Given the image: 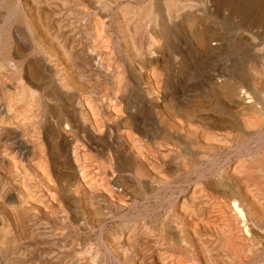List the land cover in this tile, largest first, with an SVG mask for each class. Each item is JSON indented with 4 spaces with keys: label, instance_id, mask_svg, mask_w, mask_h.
<instances>
[{
    "label": "rangeland",
    "instance_id": "1",
    "mask_svg": "<svg viewBox=\"0 0 264 264\" xmlns=\"http://www.w3.org/2000/svg\"><path fill=\"white\" fill-rule=\"evenodd\" d=\"M13 1L15 2V0ZM124 1H126L127 3L129 2L130 6V9H127L126 14H124V18H126L125 20L128 22L132 20L133 16L134 21L138 23L139 20L132 9L137 8L140 5L147 6V4L149 5L150 0ZM152 1L153 0H151L150 2ZM226 1L227 0H191L189 2L192 5L200 4V7H203L201 10L206 12L203 17H200V24L204 29H206L210 33H213V31H215L214 33L216 34H222V32L227 33V36L230 38L231 36L236 35L234 33H236L239 29L238 22L240 23L242 19L240 10H242L243 6L245 7L247 5L251 8L254 6L253 8H255L256 11H260L261 9L264 11V0ZM227 3L228 8L224 6V4ZM66 10L65 14L67 16L68 14H70V7ZM110 11L111 16H113V20L111 21L110 25L108 24L106 26L105 33L108 35H103L102 41L103 44H105L104 46L108 49L109 53L116 59L117 64V59L120 60L121 57L126 58V60L134 58L135 62H141L136 63L140 68V70H138V75H142L139 71H144V69V73L148 74L147 72L149 71L150 75H152V72L154 71L155 73L158 71L160 73V70H162L163 77H165L164 79H167L166 86L165 84H163V87L161 86L162 88L155 89L154 87H152L153 81L151 82V86H149L147 83L149 81L145 76H142L140 84L137 85L135 80H130V83L125 82L127 79L126 76H122L121 79L118 80L112 79V75L107 76L106 74L96 72L97 74H93L89 82L92 86L91 95L96 96L94 99V107L96 108L95 121L90 129L81 131L79 133H71V138H74L72 141H70L71 143L62 138L60 136V133L57 132V129L53 127V125H55L57 122L60 123L65 121L66 115L65 112L62 111H66V108L63 107V105L56 106L55 108H51L48 111L42 110L44 113L40 112L39 114L38 112H35V115L38 114L40 118L37 120L38 117L36 116L37 118L33 119L32 123L28 122L33 126H36L40 123L42 129L47 128L48 132H44L42 129V132L41 130H38L36 132L29 129L27 133H22L23 135H20L21 133L0 134L2 153L4 154L0 163V166L2 167H0V234H2V237L0 236V264H141V262L142 264H178V262L179 264H204V261H207L206 264H264V250L260 253H253V249L257 248V242L254 241V237H252L253 228L260 230L258 225H255L253 222H249L248 220L242 219L239 215H237L236 211L233 210V205H231L232 203L230 197H222L224 195L219 196L218 194L209 193L208 188L204 183L207 179L202 178L204 176L212 177L213 174H217V170L221 168L228 169L229 167H232L238 160H244V157H241L240 159V157L237 155L238 150L236 148L239 149V145H237L239 144V139H237L236 136L238 135V133H234L235 141H232L229 144L231 148L230 151H227L228 153L223 152L224 154H220V159L219 161H217L218 163H216V166L209 167L211 164H203L204 167L202 166V170L199 169L197 174L192 173L188 177L185 174V169L187 168L186 163L188 161V157L185 154H183L184 157H179L180 159L174 157L172 158V156L170 155V159H168V161L170 160V162H167L166 166L162 165L159 162L156 154V158L155 155L153 157L150 155L152 152L156 153L158 148H160L161 146L157 145L156 147V145L152 144L153 141H155L154 138L157 139L156 141H158L159 138V133L157 131L159 121L163 122L164 120L168 119L167 115L162 109H155L154 104L155 102H162L165 97H167L174 103H180L182 106L187 105L186 107L192 108L197 112L202 111L204 113H210V111H216V115L220 113L223 115L235 116L233 111H227L223 108L219 101L218 94L215 91L213 93V89H211V87H209L210 85L207 84L210 75H212L214 71L219 68L220 62H217V60L212 56L205 57L204 55L199 54L197 47L195 46V36L200 31L196 28L190 31L189 28L185 26L181 29L176 39L173 38L170 42H166L165 45L167 46H164L166 48L164 55L159 56L154 50L155 46L158 44V39H154V41H157L152 43L153 46H151L152 48L154 47L153 49L150 48L149 50H147L148 48H145L147 54L150 53V55L148 56L151 59H158L160 62L159 66L154 63V67H145L142 64L143 57L140 55L137 56V49H141V45H143L141 41V39L143 38V32H138L137 30H135L134 23V26L129 25L128 27L130 28V33L123 37L119 33V30H117V20L115 18L117 8H111ZM231 11L234 12V15H230ZM86 19L87 18L85 17L84 13L80 11L77 17L78 21H76L73 27L75 28L78 36H80L81 33V38L83 37L82 39H80L81 41H84L85 35L87 34L84 26L89 27L90 24L93 25L94 23L93 17H89V22H87ZM64 20L66 21V23L65 21L64 23L66 24V26H68L69 21L66 20V17ZM79 20L86 21H83L84 23H82V21L80 22ZM0 23H3V20H1V18ZM94 28L95 27L92 28L93 31L95 30ZM94 33L97 35L96 32ZM127 38H129L130 40ZM252 39L253 41L245 40L247 42L246 45L238 47V50L236 49V51L232 52V55L230 53L228 59L231 63L230 67L228 68V74L230 73V75H232V73H235L237 71H244L247 73L250 67L253 70L251 74H253V76L257 75L255 77L257 86L259 87L260 85L262 87V85L264 86V81H261L264 80V40L259 37L258 34L253 35ZM131 40L133 42L129 44ZM81 41H79V43L82 44V46L85 45V43ZM139 43L140 45L136 46V44ZM215 43L216 42H214L213 44L214 46ZM133 45H135L137 49L133 48ZM126 46H128L129 49H126ZM257 47L259 49H263L261 51L262 53L257 51ZM174 58H177V67H174ZM135 59H137V61ZM252 61L255 63H253ZM129 62L130 61H128V63ZM139 64H142V66ZM130 66H128V68ZM162 67H165L166 69H163ZM168 70L173 73H170V78H168ZM248 75H250V73H248ZM258 77H261V79H259ZM256 78H258L262 84L259 83L258 85L257 82L259 81H257ZM47 80L49 82V85H47V91H54L53 88H55V85L51 82L55 79L51 80L48 78ZM95 80H97L98 82ZM127 83L129 84L128 93L124 97H122V91L124 90V88H126ZM234 84L236 86L239 85L238 87L243 86V89L246 88L244 90H247L248 86L250 88L251 86L253 87L251 83L250 85L242 84L238 80L235 81ZM118 85H121L122 87L119 88ZM48 87L50 88L48 89ZM261 89L263 95L264 87H262ZM151 90L155 91L156 94H154ZM16 91L17 92L13 90L11 92L10 96L12 99L16 97L15 95L19 94V89H16ZM118 95L120 96V98L117 97ZM1 96L2 95H0V97ZM79 96L80 99L78 101L82 103V107L85 109V106H83L85 104V100L83 99L85 98L86 94H83V92L81 91L79 93ZM33 107V111L31 110L32 107H29V110L31 111V114L33 113V117H35L34 110L36 109V107ZM67 111V115L71 119V117H73V111L71 108L67 109ZM31 114H28V121L30 118L31 120L33 118L32 116L30 117ZM211 115L213 114H208V116ZM17 117L18 119H20L19 115H17ZM22 117L21 120L24 118ZM181 119L182 118L177 119L179 123L184 121L183 119V121ZM146 120L148 122V124H146L148 125V128L146 127V125H144ZM163 123L162 124L166 126L165 121ZM199 126V124H193L192 128L198 129ZM145 127L147 128V133H152V142L148 141L143 134L146 129ZM167 127H169L168 121ZM25 138L29 141H26ZM71 138L69 139L71 140ZM251 138L253 140H251ZM23 141L27 142V149L25 151H27L28 153V158L33 159L32 162H37V164L35 165V167H37L35 169L33 165L29 166L30 170L27 173V175L29 176L28 182L31 183V188L34 189H31L32 191H30L31 200H29L30 198L25 199L27 203H31V205L28 204V207H30V211L28 214L25 212L20 214L21 217L23 216V219L21 220V223H19L16 218H13L11 216L12 210L15 208L14 211H17L20 205V196H17V187L12 182L17 178H15V176L13 177L10 174L9 167H7L8 165L6 163V160H4V156L5 154H7L6 157L8 156L11 158L12 156L13 159L15 158L14 161L15 163L17 162L16 171L20 169L18 173L21 172L20 176L24 175L21 168L19 167L20 163L24 164L19 151L20 145L22 146L21 143ZM28 142L30 145L28 144ZM233 142L235 143L233 144ZM250 144L251 145H249V147L256 154L259 147V136L256 133L250 136ZM9 145L14 147L11 148V146ZM169 146L170 145H163L164 149L174 153L173 149L171 150V147ZM9 148H11V152ZM7 149L8 151H5ZM17 149L18 151L15 152V150ZM132 150L133 152H131ZM135 150L136 152H134ZM15 153L18 155L16 156ZM75 153L79 154L77 155ZM129 153L131 154V156ZM12 154L16 157H13ZM127 154L129 155L127 156ZM135 154L138 156L136 157ZM75 155L79 156L80 160L84 157V161L83 159L79 161L78 166L81 168L85 164L83 168H77V166L75 165ZM229 155H231V157H229L230 160L227 158V156ZM148 156H151L152 158H149ZM235 156L237 159L235 158ZM181 158L182 161L184 160L185 162H182ZM174 160L176 162H174ZM4 161L5 163H3ZM180 161L183 165L181 164V168L178 169L180 173L179 175L176 171L175 163ZM142 163L146 165L145 170H141V166L143 165ZM217 165H219V167ZM78 169L82 171V176L81 173H79ZM75 171H77L78 173ZM147 172H149L150 174ZM176 173L179 176L175 175ZM6 174L8 175V177ZM161 176L165 178L163 179V185H159L158 183L159 180H161L160 178H162ZM199 178H201V181H198ZM4 179L5 181H3ZM86 184L87 186H85ZM249 185L251 186H248L247 183L234 184L233 190L236 192H244L249 187V190H247V194L249 193L254 195L253 197L255 198V201L257 199L256 202L258 203H260V201L262 200L263 205L264 185ZM195 188L199 195L203 193L202 197L209 194L211 196H209L208 199L206 197H204L205 199L203 198L204 202L202 204H205L206 200L207 202L205 204L206 206H202V213L198 211L199 215H196L197 212H195L194 208L191 207L192 203L188 201V194H190L191 192L190 190H193ZM33 203H35V206H32ZM207 203H209L208 207ZM223 203L225 206L223 205ZM33 208L36 209L34 212H31V210H34ZM182 212L185 213V216L184 214H182ZM252 214L253 218L255 214L259 215V213L254 212ZM230 215L234 218L232 225L230 224L229 220ZM248 216L250 217L251 214H249ZM261 216L262 215L258 216L257 219H261ZM249 217H247L246 219L250 220ZM193 222H197L195 225H198L199 228H194ZM1 224H4L5 228H3V225ZM200 224H202L203 227H200ZM216 225H218V227ZM165 226L168 229L164 228ZM190 227L195 232H192V229ZM230 227L233 231L230 229ZM1 228H3V230H1ZM162 228L164 230H162ZM234 228L237 232L234 230ZM175 229L182 232L186 230L184 233H182L186 235H183V239L180 241L179 245H176V248L172 247L171 245L170 247L169 245L167 246L170 241L173 242V240L171 239L172 235L170 236L169 232L172 230L176 231ZM5 230L8 233H4L3 231ZM132 231L134 232V236H132ZM232 232L234 233L232 234ZM214 233L217 234L214 235ZM163 234H166L164 235V237L166 236L165 238H163ZM121 236H124L122 237L123 239H120ZM125 236H127L130 242L132 241L137 243L138 246L134 245L133 247L130 245L124 247L123 240L126 238ZM135 237H138V242L135 240ZM238 237L242 243H240L239 246L236 242V238ZM162 238L164 239V241ZM209 238H211L212 240H210ZM188 241H194L193 243L195 244V248H190V244L187 246L186 242ZM13 242H15V246H12ZM199 242L200 244L198 245ZM120 245H122L123 248ZM203 246H205V249ZM130 247H133L134 249H131ZM234 247L235 249L238 248V250L241 251L239 252L237 251V249L235 250ZM125 249L129 251L124 252ZM148 249H150V251ZM207 250L211 252L210 253L208 251V255ZM143 251L146 253V255ZM203 252L204 254H202ZM123 253L125 254L124 257ZM240 254L242 255L240 256ZM243 255L245 256L244 258ZM144 256H146L149 260ZM141 259H143V261H141ZM165 259L167 260L166 263H164Z\"/></svg>",
    "mask_w": 264,
    "mask_h": 264
},
{
    "label": "bare ground",
    "instance_id": "2",
    "mask_svg": "<svg viewBox=\"0 0 264 264\" xmlns=\"http://www.w3.org/2000/svg\"><path fill=\"white\" fill-rule=\"evenodd\" d=\"M150 1H149V5L147 4V6H141L140 5L139 7L132 9L134 14L137 16V18L139 20L138 23H136L134 21L133 16H132V20H130L128 22L125 20L126 18H124V14H126L127 9H130L129 8L130 6H129V2L127 3L124 0H121V1L120 0H15V2L13 0H0V18H1V20H3V23H0V95H2L0 97V134L1 133H7V134L8 133H12V134L13 133H21L20 135H23L22 133H27L29 129L37 132L38 130L42 129V126H40L41 124L39 123L38 124L39 126L38 125L33 126L32 124L31 125L29 124V123L33 122V119L38 117L37 118V120H38L40 118V116L37 113H36L37 115H35V112H38L40 114V112L48 111L51 108H55L56 106L63 105V107L66 108V111L69 108L72 109L73 117H71V119H70L67 115L68 111L66 112L65 110H63L62 112H65V115H66L65 121L60 122V123L57 122L55 125H53V127L55 129H57V132L60 133V136L62 138H64L69 143H71L70 141H72L74 139V138H71L72 137L71 133H79L81 131H85L87 129H90L92 127L94 121H95V116H96L95 109L96 108L94 107L95 106L94 99L96 96L91 95L92 86H91V83H89V82H90V78L96 72L106 74L107 76L112 75V79H118V80L121 79L122 76H126L127 79L125 78L126 79L125 82L130 83V80H135L137 85L140 84L142 76H145L146 79L149 81V82H147L149 86H151V82L153 81L152 87H154L155 89L162 88L163 84H165V86H166L167 79L166 80L164 79L165 77H163L162 70H160L161 71L160 73H159V71L156 73L154 71V72H152L153 74L150 75L149 71L147 72L148 74L144 73V71H145V69H144V71H142V70L139 71L142 75H140V74L138 75V70H140V68L137 66L136 63H141V62H135L134 58L133 59L127 58L128 60H126V58H123L120 56L121 57L120 60L117 59V61H118V64H117L116 59L109 53L108 49L104 46L105 44H103L102 39H103V35L106 34L105 33L106 32V26L108 24L110 25L111 21L113 20V16H111V11H110L111 8H114V7L117 8L116 17H115L117 20V28H118L117 30H119V33L123 37L125 35H128V33H130L129 32L130 28H128V27H129V25H133L134 23H135V26L134 25L133 26L135 27V30H137L138 32H143V38L141 39L143 45H141V49H137V47H135V45H133V48L137 49V56L140 55L143 57L142 58V64L145 67H151V66L154 67L153 66L154 63L159 66V63H160L158 59H156V60L151 59L148 56V55H150V53L147 54V52L145 51L146 47L148 48L147 50L152 48V46H153L152 43L157 41V40L154 41V39H158V44L155 46V49H154L156 51V54H158L159 56L164 55L165 49H166L164 46H167V45H165L166 42L167 43L170 42L173 38L176 39L179 32L181 31V29L183 27H185V26L188 27L190 31H192L196 28L200 31V32L197 31L198 33L195 36L196 37L195 46L197 47L199 54L204 55L205 57L212 56L217 60V62H220L219 68L217 70H215L212 75H210V78L207 81V84L210 85L209 87H211V89H213L212 90L213 93L215 91L218 94L219 101H220L221 105L223 106V108L227 111H233L234 115L236 117L230 116V115H223L220 113L218 115H216L217 114V113H215L216 111L215 112L210 111V113H212L213 115L208 116V114H210L208 112H207L208 114L206 112L204 113L202 111L197 112V111L193 110L192 108L186 107L187 105L186 106L183 105L184 106L183 107L180 103L179 104L174 103L173 101H170L167 97H165L162 102H155V104H154L155 109H157V110L162 109L168 118V119L164 120L166 123V126L163 125L164 121L163 122L159 121L158 130H157L159 133L158 141H156L157 139H155V138H154L155 141H153V139L151 138L152 133H147L148 132L147 131L148 125H146V124H148L147 120L144 123V125H146L147 128L145 127L146 129H145V131L143 130L144 131L143 134L148 141H150V142L153 141L152 144L156 145V147H157V145L158 146L161 145L160 148H158V150L156 149L157 150L156 153L152 152L150 155L153 157L156 154L159 162L162 165L166 166L167 165L166 163L170 162V160L168 161V159H170V155L172 156V158L174 157V158L180 159L179 157H181V156H183V154H185L188 157V161L186 163L187 168L186 169L182 168V169H185V174L188 177L192 173L197 174L198 170L202 168L203 164H209V165L211 164L209 167L216 166V163H218L217 161H219V159H220V154L223 152L230 151L231 148H230L229 144L232 141H235L234 133H238V135L236 136V138L239 139V141H238L239 144L236 143L237 145H239V149L236 148L238 150L237 155L240 157V159H241V157H244L243 158L244 160H242V159L238 160L237 162H235V164L232 167H229L228 169L221 168V169L217 170L216 171L217 174L216 175L213 174L212 177L204 176L202 178L207 179V180L205 179L206 181L204 183H205L206 187L208 188L209 193L218 194L219 196L224 195L222 197H230V200L232 203L231 205H233V210L236 211L237 215H239L242 219L248 220L249 222H253L255 225H258L260 230H257L256 228L254 229L252 227L253 228V236L252 237H254L253 240L257 242L256 243L257 248L253 249V253H255V254L257 252L260 253L264 250V221H263V219H264V204L262 205V200L260 201V203L256 202L257 199L255 201V198L253 197L254 195L249 194V193L247 194V190H249V187L244 192L242 190H241L242 192H236L233 190V185L234 184H240V183L241 184L247 183L248 186H251L249 184L264 185V134H263L264 133V98H263L264 94L262 95V89H261L264 86L262 85V87H261L259 85V83H261L259 80V79H261V77L260 78L258 77L259 79L256 78L257 81H259L257 83H258L259 87H261V88H259L257 86L256 81H255V77L257 75L253 76V74H251V72L253 70L250 67H249V70L247 71V73L244 71H237L235 73H232V75H230V73L228 74V68L230 67V63H231L228 58L230 56V53L232 55V52L236 51V49L238 47L246 45V43H247L246 41H248V40L253 41V39H252L253 35L258 34V36L264 40V11L262 9L260 11H256L255 8H253L254 6L252 8L250 6H247V5L245 7L243 6L242 10H240L241 11L240 14H241V17L243 20L241 19V22L240 23L238 22L239 29L237 30L236 33H234L236 35L231 36V38H232L231 39L230 37L227 36L228 35L227 33L222 32V34H216V33H214L215 31H213V33L212 32L210 33L201 26L200 17H203L206 12L201 10L203 7L201 8L200 4L192 5L189 2L191 0H155V1L153 0L152 2H150ZM193 1H196V0H193ZM93 3L96 4L97 6L94 5ZM224 6H226V8H228V3L224 4ZM69 7H70V14H68L69 13L68 12L67 13L68 17H67L65 14V10ZM223 9H225V8H223ZM80 11H82L84 13L85 17L87 18L86 19L87 22L90 21L89 17H93V19H94L93 25L90 24L89 27L84 26V29L87 32V34L85 35L84 41L80 40L83 38V37L81 38V33H80V36H78L77 32L75 31V28H73L76 21H78L77 17H78V13ZM231 14L234 15V12L231 11L230 15ZM65 17H66V20L69 21L68 26H66V24H65L66 23V21L64 20ZM86 20H81V21H82V23H84ZM64 21H65V23H64ZM112 24H113V22H112ZM114 26H116V25H114ZM93 27H95L94 31L92 29ZM70 28H71V30H70ZM94 32H96L97 35ZM83 34H85V33H83ZM106 35H108V34H106ZM173 36H176V37H173ZM127 39H129V38H127ZM79 41L84 42L85 45L82 46V44H80ZM126 41H124V42H126ZM132 42L133 41L131 40V42L129 44H131ZM214 42H216L215 43L216 47L213 45ZM136 43H137V41H136ZM133 44H135V43H133ZM138 45H140V43L136 44V46H138ZM124 46H125V44H124ZM126 49H129L128 46H126ZM138 50H140V51H138ZM262 50H263L262 48L259 49L257 47L258 52L262 53L261 52ZM130 55H131V53H130ZM135 58H137V57H135ZM135 60L137 61V59H135ZM128 61H130V62L128 63ZM162 63H164V62H162ZM253 63H255V62H253ZM142 64H139V65L142 66ZM173 64H174V67H177V65H178L177 58H174ZM222 65H224V66H222ZM128 66H130L131 68L130 67L128 68ZM162 68L164 69L165 67H162ZM157 69H158V67H157ZM175 70H177V69H175ZM255 71H256V69H255ZM262 72H261V74H262ZM167 73L169 74L168 78H170L171 74H173L169 70L167 71ZM248 73H250V75H248ZM248 76H250V77H248ZM48 78L51 80H53V79L56 80V81L53 80L51 82L55 85L54 86L55 88H53L54 91H51V90H50V92L47 91V85H49L48 84L49 82L47 80ZM237 80L240 81V83H242V84H249L250 85V83H251V85H253V87L251 86V88H250L248 86V89L244 90L246 88L243 89V86L238 87L239 85L236 86L234 84L235 81H237ZM95 81H97V80H95ZM120 81H122V80H120ZM261 81H264V80H261ZM128 86H129V84L127 83L126 88H124V90L122 91V97H124L128 93ZM121 87L122 86L120 85L119 88H121ZM49 88L50 87H48V89ZM16 89H19V91H18L19 94L15 95L16 97L14 99H12L10 96L11 92L13 90H15V92H17ZM155 89H153V90H155ZM153 90H151V91H153ZM81 91L83 92V94H86L85 98L83 99V100H85L84 101L85 104L83 105V106H85V109L82 107V103L80 101H78L80 99L79 93ZM153 93L156 94L155 91H153ZM115 94H116V92H115ZM110 95H111V93H110ZM117 97L120 98L119 95ZM120 101H122V100H120ZM28 106L30 108L32 107L31 110L34 108L33 106L36 107V109L34 110V116L35 117H33V113L31 114V111L29 110ZM99 110H101V109H99ZM206 110H208V109H206ZM29 113L31 114L30 117L32 116L33 118L31 120V118L29 117L30 119L28 121V114ZM17 115L20 116L19 117L20 119H18ZM22 115L24 118L22 117ZM21 117L23 118L22 120H21ZM179 118H182L184 121L181 119L183 122L179 123L177 120ZM30 120H31V122H30ZM159 120H161V119H159ZM167 121L169 122V127H167ZM35 122H36V120H35ZM128 123H130V122H128ZM128 123H127V125H128ZM95 124H94V126H95ZM193 124H199L200 126L198 129H194V128H192ZM43 127H45V126H43ZM42 130L44 132H48L47 128H43ZM42 130H41V132H42ZM255 133L259 136V147L257 149L256 154L249 147V145H251L250 144V136L255 134ZM22 137H24V136H22ZM8 138H7V140H8ZM69 138H71V140ZM22 139H24V138H22ZM251 140H253V139L251 138ZM26 141H29V140L26 139ZM40 141H41V139H40ZM26 143L27 142L23 141L21 143L22 146L18 143L20 145V148H19L20 156H21L23 163H24V164L20 163L19 167L21 168L22 173L24 175L20 176L21 172L18 173V171H20V169L18 171H16L17 170V168H16L17 162L15 163V161H14L15 158L13 159L11 155H9V156H11V158L8 156L6 157L7 154H5V156H4V160H6V163L8 165L7 167H9L10 174L13 177L15 176V178H17L15 180H13L12 182L17 187L16 188L17 189V196L18 195L20 196L19 197L20 205H19L17 211L16 210L14 211L15 208L12 210L11 216L13 218H16V220L19 223H21V220L23 219L22 218L23 216L21 217L20 214L23 212L28 214L30 211L29 210L30 207H28V206L31 205V203L30 204L27 203V201H25V199L26 198L29 199L31 197L30 191H32L34 189V188L33 189L31 188V183L28 182L29 176L27 175V173L30 170L29 166L33 165L35 169L37 167V166L35 167L37 162L34 161L35 162V164H34V162H32L33 159L28 158V153H27V151H25L27 149ZM234 143L235 142H233V144ZM1 144L2 143L0 141V163H1L3 155H4L2 153V145ZM5 144H7V143H5ZM28 144H29V142H28ZM163 145L164 146L170 145L169 147H171V150L173 149L174 153L169 152L166 149H164ZM9 146H11V145H9ZM12 147H14V146H11V148ZM11 148H9V150ZM5 151H8V149ZM16 151H18V149L15 150V152ZM10 152H11V150H10ZM12 152H13V150H12ZM131 152H133V150ZM134 152H136V150ZM13 154H14V152H13ZM75 154H77V153H75ZM129 154H127V156ZM229 154H232V153H229ZM17 155L18 154H16V156ZM77 155L74 156V157H76V159H75L76 164L75 165L77 166V168H80V167H78L79 161H81L84 157L80 160L79 156H77ZM156 155H155V158H156ZM16 156L13 155V157H16ZM130 156H131V154H130ZM137 156L138 155H136V157ZM229 157H231V155L227 156V158L230 160ZM235 158H236V156H235ZM83 161H84V159H83ZM181 161H182V158H181ZM181 161L175 163L176 171L179 175H180V173H179L178 169L181 168L180 167L182 164ZM148 162H150V161H148ZM174 162H176V161L174 160ZM182 162H185V161L183 160ZM3 163H5V161ZM83 164H84V162H83ZM139 164H140V162H139ZM142 164H141L142 165L141 170H143V169L145 170L146 165L144 163H142ZM20 165H22V166H20ZM84 166H85V164L83 165V167ZM217 166L219 167V165H217ZM83 167H81V168H83ZM161 168H162V166H161ZM80 169H78V171H79V173H81V176H82V171ZM151 169H154V168H151ZM6 170H8V169H6ZM84 170H85V168H84ZM75 172H77V171H75ZM143 172H146V171H143ZM147 173H149V172H147ZM177 173L175 175H178ZM7 174H9V173H7ZM42 174H44V173H42ZM7 177H8V175H7ZM86 178H85V180H86ZM88 178H89V176H88ZM154 178H156V177H154ZM173 178H174V175H173ZM160 179L161 180H159L158 183H159V185L160 184L163 185V183H164L163 179H165V178L162 177ZM199 180L201 181V178H199L198 181ZM3 181H5V179ZM3 181H2V183H3ZM5 183H4V186H5ZM40 184H42V183H40ZM79 184H80V182H79ZM85 186H87V184ZM6 187H7V185H6ZM256 187H258V186H256ZM46 188H47V186H46ZM196 188H198V187H196ZM196 188L193 190H190L191 192H190V194H188V201L190 203H192L191 204L192 206L191 205L190 206L192 208H194V211L197 212L196 213V215H197L198 211H200V213H202V210H203L202 206L205 205L207 202V200H206L205 204H202L204 202V199H205L204 197H206L208 199L210 194L202 197L203 193L199 195ZM239 188H240V186H239ZM112 193H113V191H112ZM256 193H253V194H256ZM259 194H261V193H259ZM260 197H262V196H260ZM15 200H18V199H15ZM29 200H31V198ZM218 200H219V198H218ZM209 203H207L208 204L207 207L209 206ZM34 204L35 203H33L32 206ZM223 205H224V203H223ZM16 206H18V205H16ZM35 209L31 210V212L32 211L34 212ZM204 210H205V208H204ZM253 212L259 213V215L255 214L256 216L254 215V218H253V214H252ZM192 213H193V211H192ZM182 214H184V216H185V213L182 212ZM249 214H251L250 217L248 216ZM212 215H214V214H212ZM260 215H262L261 219H257V217ZM193 216H195V215H193ZM190 217H192V216H190ZM247 217H249L250 220L246 219ZM229 218H230L229 219L230 224L232 225L234 218L231 215L229 216ZM196 223H194V228L195 227L199 228L198 225L197 226L195 225ZM191 224H188V225H191ZM202 224H200L201 225L200 227H203ZM1 225H3V228H5L4 224H1ZM21 226H20V228H21ZM216 226L218 227V225H216ZM233 226H234V224H233ZM3 228H1V230H3ZM164 228H167V227L165 226ZM187 228H189V227H187ZM223 228H224V226H223ZM23 229H24V227H23ZM191 229H190V232H191ZM230 229H231V227H230ZM162 230H164V229L162 228ZM234 230L236 231L235 228H234ZM3 232L5 233L7 231L5 230ZM170 232H169V234H170V236L172 235L171 239L173 240V242L170 241L167 244V246L169 245V247H170V245H171L172 247L176 248V245H179L180 241L183 239V235H186V234H182L184 232L179 231V230H176V231L172 230ZM192 232H195V231L192 229ZM233 233L234 232H232V234ZM215 234H217V233H214V235ZM1 235L2 234H0V236ZM164 235H166V234H163V238L166 237V236L164 237ZM248 235H246V236H248ZM132 236H134V232H133ZM5 237H6V235H5ZM122 237H124V236H121L120 239H123ZM125 237L126 238L123 240V246L124 247L130 246V245L134 247V245L135 246L137 245V243H135V242L131 241L132 242L131 243L129 241V239L127 238V236H125ZM161 237H162V234H161ZM193 238H194V236H193ZM137 239H138V237L137 238L135 237V240L138 242ZM188 239H190V238H188ZM209 239L212 240L211 238H209ZM163 241H164V239H163ZM15 242H13V245L12 244L11 245L15 246L14 245ZM193 242L188 241V242H186V245L188 246L190 244V248L193 249V248H195V244ZM236 242L238 243V246H239L241 243L239 237L236 238ZM196 244H197V242H196ZM199 244H200V242L198 243V245ZM232 244H234V243H232ZM120 246L122 247V245H120ZM203 247L205 249V246H203ZM0 249H1V246H0ZM234 249H235V247H234ZM236 249H237V251H239L238 248H236ZM7 250H8V248H7ZM148 250L150 251V249H148ZM125 251H129V250L125 249L124 252ZM172 251H174V250H172ZM208 251L209 250H207V255H208ZM119 252H117V253H119ZM184 253H185V251H184ZM19 254H21V253H19ZM144 254L146 255L145 252H144ZM202 254H204V252ZM124 255L125 254L123 253V257H124ZM148 255H149V253H148ZM241 255L242 254H240V256ZM240 256H238V257H240ZM144 257H146V256H144ZM170 257H172V256H170ZM244 257L245 256L243 255V258ZM201 258H203V257H201ZM168 260H169V258H168ZM203 260H205V259H203ZM141 261H143V259H141ZM166 261L167 260L165 259L164 263H166ZM159 262H161V261H159ZM190 263H192V262H190ZM206 263H207V261H204V264H206ZM241 263H243V262H241ZM141 264H142V262H141ZM178 264H179V262H178Z\"/></svg>",
    "mask_w": 264,
    "mask_h": 264
}]
</instances>
